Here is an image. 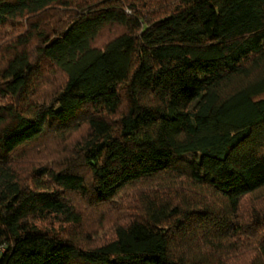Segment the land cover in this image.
I'll list each match as a JSON object with an SVG mask.
<instances>
[{"label":"trees","instance_id":"1","mask_svg":"<svg viewBox=\"0 0 264 264\" xmlns=\"http://www.w3.org/2000/svg\"><path fill=\"white\" fill-rule=\"evenodd\" d=\"M0 264H264V0H0Z\"/></svg>","mask_w":264,"mask_h":264},{"label":"rangeland","instance_id":"2","mask_svg":"<svg viewBox=\"0 0 264 264\" xmlns=\"http://www.w3.org/2000/svg\"><path fill=\"white\" fill-rule=\"evenodd\" d=\"M183 158L187 161L195 160L197 159L196 155H185Z\"/></svg>","mask_w":264,"mask_h":264},{"label":"water","instance_id":"3","mask_svg":"<svg viewBox=\"0 0 264 264\" xmlns=\"http://www.w3.org/2000/svg\"><path fill=\"white\" fill-rule=\"evenodd\" d=\"M54 41H55V39L51 40V41H50V44H52Z\"/></svg>","mask_w":264,"mask_h":264},{"label":"built area","instance_id":"4","mask_svg":"<svg viewBox=\"0 0 264 264\" xmlns=\"http://www.w3.org/2000/svg\"><path fill=\"white\" fill-rule=\"evenodd\" d=\"M2 251V250H1Z\"/></svg>","mask_w":264,"mask_h":264}]
</instances>
